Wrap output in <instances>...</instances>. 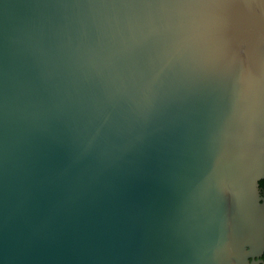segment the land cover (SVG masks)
<instances>
[{"label": "water", "instance_id": "obj_1", "mask_svg": "<svg viewBox=\"0 0 264 264\" xmlns=\"http://www.w3.org/2000/svg\"><path fill=\"white\" fill-rule=\"evenodd\" d=\"M169 61L166 86L210 79L154 114L156 156L110 167ZM262 102L260 0H0V264H264Z\"/></svg>", "mask_w": 264, "mask_h": 264}, {"label": "snow or ice", "instance_id": "obj_2", "mask_svg": "<svg viewBox=\"0 0 264 264\" xmlns=\"http://www.w3.org/2000/svg\"><path fill=\"white\" fill-rule=\"evenodd\" d=\"M260 3L264 4V0H260ZM174 68L171 65V61L165 63L161 62L155 66V70L149 80L145 82V89L151 94V100L148 107L144 110L141 121L138 128L140 129L135 135H131L122 139L119 143H113L109 147L101 149V154L104 157L106 163L112 166H119L126 161L139 160L145 157L156 156L158 151L160 140L154 134L153 126L156 122H153L155 113L160 112L167 101H170L177 97L179 93L185 90V85L188 82H195L203 84L209 80V77H202L199 79H191L179 72L175 73L177 82L174 86H166V80L170 73H173ZM191 91V88L187 89ZM260 122L264 126V102L261 104L260 109ZM255 114L251 117V122L254 124ZM104 135L100 130H97L96 134L87 141V150H92L94 144H103ZM173 170L161 181V196L171 197L179 190L180 183L185 176V173L181 171L189 166L187 161L177 158L173 161Z\"/></svg>", "mask_w": 264, "mask_h": 264}, {"label": "flooded vegetation", "instance_id": "obj_3", "mask_svg": "<svg viewBox=\"0 0 264 264\" xmlns=\"http://www.w3.org/2000/svg\"><path fill=\"white\" fill-rule=\"evenodd\" d=\"M259 194L262 199H264V187L259 186ZM262 261H264V252L262 255L259 257Z\"/></svg>", "mask_w": 264, "mask_h": 264}, {"label": "trees", "instance_id": "obj_4", "mask_svg": "<svg viewBox=\"0 0 264 264\" xmlns=\"http://www.w3.org/2000/svg\"><path fill=\"white\" fill-rule=\"evenodd\" d=\"M259 186L264 187V178L259 181Z\"/></svg>", "mask_w": 264, "mask_h": 264}]
</instances>
